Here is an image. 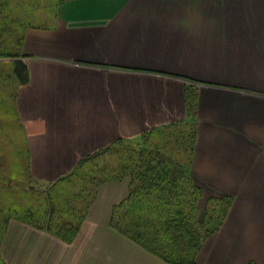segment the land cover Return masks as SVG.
Masks as SVG:
<instances>
[{"label":"crops","instance_id":"1","mask_svg":"<svg viewBox=\"0 0 264 264\" xmlns=\"http://www.w3.org/2000/svg\"><path fill=\"white\" fill-rule=\"evenodd\" d=\"M57 13L24 51L30 81L19 85L16 119L26 146L16 153L25 172L54 182L118 139L177 123L185 78L201 79L212 85L200 89L191 174L207 198L235 202L197 264H264V0H70ZM130 189V179L101 186L71 242L12 220L3 259L170 264L111 226Z\"/></svg>","mask_w":264,"mask_h":264},{"label":"trees","instance_id":"2","mask_svg":"<svg viewBox=\"0 0 264 264\" xmlns=\"http://www.w3.org/2000/svg\"><path fill=\"white\" fill-rule=\"evenodd\" d=\"M8 1L0 0V8L6 7ZM68 1L70 0H51V2H55L54 16L58 15V8ZM47 2L50 3V0ZM20 48L22 47L17 48L18 53L8 52V54L21 56L22 51ZM12 71L15 72L19 83L27 84L30 81V71L24 62H15ZM0 77L5 76L0 72ZM9 79H12V77L9 76ZM185 102L187 110L185 118L177 123L155 128L141 138L145 139L157 130L175 129L190 123L193 125L189 133L191 139L189 143L185 144V149L181 150L183 157L187 156L188 161L186 164L170 161L158 162L157 160L164 159L159 158L164 155L157 153L142 158L144 162L141 165L139 160L136 162L137 159L133 158V162L131 160L122 176L115 169L105 168L100 170L102 167L99 163H95V160L111 152L121 142L129 141L121 138L80 159L66 176L47 183L52 189L63 183H67V186H62L55 193L54 201L47 195L48 200L51 199V201L43 217H41L42 215L37 216L38 212L27 209L26 214L28 217L26 219L17 218L15 220L45 230L66 242H71L77 236L81 224L85 220V214H81L82 209L79 211L75 205H86L84 201L88 202L90 198L88 191L91 192L95 187L100 188L98 185H103L102 183L92 184V182L102 181L101 179L105 177V180L108 179V183L130 179V194L120 205L115 207L111 226L170 264H197V258L205 242L221 229L226 220L233 204V197L228 196L222 199L210 200V203L214 202L216 208L214 207L210 214L207 212L209 228L205 229L204 224L199 223L198 203L202 195V189L195 183L190 168L194 158L198 133L196 123L198 101L196 93H193L192 87L188 85L185 88ZM89 167H91L93 173L87 171ZM105 171H107V174ZM114 172L118 174V177L116 179L114 177L115 181H112L111 176L112 174L114 176ZM75 175L78 180H85L83 186H70V182L73 181ZM81 175L89 177L85 179ZM52 189L50 193L52 192L53 195L54 191ZM79 196L83 197L81 200L76 201ZM94 198L96 197L94 196ZM60 199L64 200V206H59ZM71 201L72 203H70ZM8 214L10 213L5 214L4 217L0 215V264H7L3 259L1 248L12 220V216Z\"/></svg>","mask_w":264,"mask_h":264},{"label":"rangeland","instance_id":"3","mask_svg":"<svg viewBox=\"0 0 264 264\" xmlns=\"http://www.w3.org/2000/svg\"><path fill=\"white\" fill-rule=\"evenodd\" d=\"M47 1L49 0H9L6 7L0 8V72L5 76L0 77V215L4 217L5 214L10 213L8 215L12 216V220L17 218L26 219L28 217L26 214L28 211L27 209H32V211L38 212L37 216L42 215L41 217H43L45 211L48 210L47 207L51 199L54 201L55 193H57L62 186H67V183H63L52 189L50 185H47L48 182L46 181L35 180L34 178V180L31 179L30 174L25 172L27 169L24 167L28 162L27 158L23 159V157H21L22 151L19 155L16 153L17 150H21L20 147L26 146V140L25 132L23 133L16 119L17 91L21 83H19L15 72L12 71V66L17 61L27 63L24 51H26V49L28 50L27 45L32 43L36 44V42L30 40L33 32H43L47 35V33H49L48 30L54 26V22L58 17V15L54 16L56 10L55 2H51L50 0L49 3ZM45 38L48 39L47 36H45ZM19 47H22L20 48L22 51V55L20 54L21 56H11L8 54V52L18 53L17 48ZM50 51L51 53H55L53 50ZM38 53L46 54L47 52L42 50ZM9 76L12 77V79H9ZM185 80L187 81V85L192 87V92L196 93L198 101L196 123L198 127L200 89L212 84L201 79L185 78ZM191 127H193V125L189 123L188 125L180 126L175 129L167 128L157 130L145 139L140 138L121 142V144L114 147L111 152L95 160V163H99L102 167L100 170L105 168L109 170L115 169L116 172L121 173L119 174L120 176H122L125 169L130 165L131 160L133 162V158L137 159L136 162L139 160L141 165L144 162L142 158H147L157 153L164 155L163 157L157 156L159 158H164L157 160L158 162L170 161L173 163L179 162L186 164L188 161L187 156L183 157L181 150L185 149V144L189 143L191 139L189 135L192 130ZM190 168L192 169V165ZM87 171L93 173L91 167H89ZM106 172L107 171H105V173ZM87 177L89 176H85L84 178L87 179ZM111 177L113 178L112 181H115L114 177L116 179L118 174L114 172V176L112 174ZM105 178L101 179L102 181H93L92 184L102 183L105 185L116 183H108V179L105 180ZM84 181L83 179L78 180V177L75 175L73 181L70 182V186H83ZM101 186L98 185L100 188ZM199 187L202 189V195L198 203V220L199 223H203L204 228L207 229L209 228V216H207V212L208 214L212 213L216 206L213 201L210 203V200L222 199L224 197L207 198L205 196L206 191L201 186ZM100 188L95 187L91 192L90 190L88 191V194H90L88 202L83 200L86 205H75L79 211L82 209L81 214H85V219L87 218L90 207L96 200V198L93 199V197L98 195ZM51 189L54 191L53 195L52 192L50 193ZM47 195L51 198L50 200H48ZM82 197L83 196H79L76 201L81 200ZM234 202L235 197H233L231 209L233 208ZM70 203H72V201ZM61 205L64 206V200L60 201L59 206L61 207ZM202 251L203 249L201 252ZM251 264L258 263L254 262Z\"/></svg>","mask_w":264,"mask_h":264}]
</instances>
